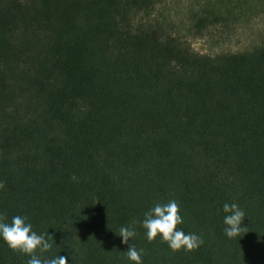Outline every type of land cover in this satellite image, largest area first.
<instances>
[{"label": "trees", "instance_id": "obj_1", "mask_svg": "<svg viewBox=\"0 0 264 264\" xmlns=\"http://www.w3.org/2000/svg\"><path fill=\"white\" fill-rule=\"evenodd\" d=\"M251 28L241 51L191 45ZM0 183L42 259L135 264L134 244L142 264H264V0H0ZM171 200L191 252L146 238ZM225 203L247 232L226 235ZM28 259L0 237V264Z\"/></svg>", "mask_w": 264, "mask_h": 264}, {"label": "clouds", "instance_id": "obj_2", "mask_svg": "<svg viewBox=\"0 0 264 264\" xmlns=\"http://www.w3.org/2000/svg\"><path fill=\"white\" fill-rule=\"evenodd\" d=\"M0 183V188H3ZM223 211L226 213L224 231L229 238H234L242 232H247L246 226L242 227L245 213L235 203L223 205ZM180 206L177 201L171 200L167 203H157L154 207L145 213V219L142 222L143 228L146 230V238L149 242L156 239L158 235L162 236L163 241L167 242L173 251H179L182 248L191 252L203 244V240L195 233L185 234L182 230H177V226L183 223V219L179 214ZM135 223V222H134ZM118 235L122 238V243L129 245L131 238L135 237L136 232L130 227H121ZM0 237L7 243L8 247L13 251H19L30 257L27 264H68L65 256H57L55 258H41L37 255L47 252L51 248V244L43 234H37L33 230V226L28 222L27 217L14 216L10 223L5 222V217L0 215ZM126 255L129 260L135 264H142L141 253L132 244L128 247Z\"/></svg>", "mask_w": 264, "mask_h": 264}, {"label": "rangeland", "instance_id": "obj_3", "mask_svg": "<svg viewBox=\"0 0 264 264\" xmlns=\"http://www.w3.org/2000/svg\"><path fill=\"white\" fill-rule=\"evenodd\" d=\"M258 29L259 28H251L242 31V34H240V36L229 45H217L210 38H194L191 40V45L196 52H199L201 54H210L222 50L241 51L248 46H251V44L261 43L263 41L261 35H257Z\"/></svg>", "mask_w": 264, "mask_h": 264}]
</instances>
